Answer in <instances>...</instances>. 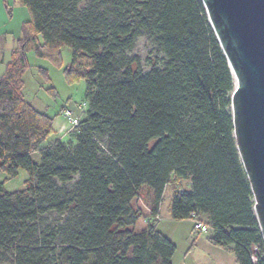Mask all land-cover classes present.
Returning a JSON list of instances; mask_svg holds the SVG:
<instances>
[{
  "label": "trees",
  "instance_id": "trees-1",
  "mask_svg": "<svg viewBox=\"0 0 264 264\" xmlns=\"http://www.w3.org/2000/svg\"><path fill=\"white\" fill-rule=\"evenodd\" d=\"M14 3L30 19L0 76V173L12 179L24 169L28 179L12 192L0 182V263L172 264L175 246L155 220L133 229L138 213L131 202L147 185L151 217L170 186L173 219L203 223L209 240L229 247L237 264H264L233 132L234 81L202 1ZM142 35L161 53L147 71L133 68L130 55ZM29 41L52 61L68 47L64 76L85 81L86 109L72 129L73 146L57 136L53 117L23 98ZM67 210L59 223L45 221L49 211Z\"/></svg>",
  "mask_w": 264,
  "mask_h": 264
},
{
  "label": "rangeland",
  "instance_id": "rangeland-1",
  "mask_svg": "<svg viewBox=\"0 0 264 264\" xmlns=\"http://www.w3.org/2000/svg\"><path fill=\"white\" fill-rule=\"evenodd\" d=\"M4 1L7 3V0H0V29L3 30V32H0V76L6 63L10 60L11 50L17 44L15 22L18 16L16 13L13 19L9 16V10L12 7V5H9L8 10H6V18H4L1 13L2 5L5 6ZM20 36L21 38L23 36L22 28ZM37 41L41 43L40 36H37ZM34 48V43L29 41L24 50L26 68L22 75L23 98L35 110L53 117L55 131L61 125L67 127L68 131L62 133V140L69 141L70 145L73 146L72 130L61 112L63 109L68 108L74 114L84 113L78 107L84 101L85 81L84 79H78L69 83L66 80L64 69L71 62V51L68 47L63 46L59 49L57 61H52L47 57H39ZM130 55L135 58L132 67H139L142 71H147L149 65L157 62L161 57V53L153 44L152 39L144 35L138 38ZM31 158L35 163L40 162V156L37 152L32 153ZM27 179L28 173L24 169H19L18 175L12 179H6L5 175L0 173V182H4L3 188L8 192L23 189ZM72 183L73 181L70 182V184ZM181 187L185 188L186 184L183 183ZM171 198L172 190L168 186L158 202L161 220L156 221L155 227L175 246V252L171 259L172 264H237L229 247L215 245L209 240L212 235L210 229L196 233L193 231L194 223L191 219H173L169 210ZM154 204L151 189L147 185H142L138 190L137 197L131 202L133 209L138 213V219L133 227L134 231H140L146 227ZM68 214V210L64 215L49 211L45 215V221L47 224L54 225L67 217Z\"/></svg>",
  "mask_w": 264,
  "mask_h": 264
},
{
  "label": "water",
  "instance_id": "water-1",
  "mask_svg": "<svg viewBox=\"0 0 264 264\" xmlns=\"http://www.w3.org/2000/svg\"><path fill=\"white\" fill-rule=\"evenodd\" d=\"M201 1L233 77V132L264 243V0Z\"/></svg>",
  "mask_w": 264,
  "mask_h": 264
},
{
  "label": "built area",
  "instance_id": "built-area-1",
  "mask_svg": "<svg viewBox=\"0 0 264 264\" xmlns=\"http://www.w3.org/2000/svg\"><path fill=\"white\" fill-rule=\"evenodd\" d=\"M78 109L81 110V111H85L86 103L82 102L81 105L78 107ZM61 114L67 120L71 130L74 129V128H78L80 126V122H81L82 117L84 115V113H82V112H80L79 114H74V112L71 111L68 108L63 109ZM58 131H59V133H63V132H67L68 130H67V127L60 126ZM150 218L152 220H155V221H160L161 220V218L159 217V214H157V215H155L153 217H150ZM193 227H194V230L197 231V232H205V231H207V227L201 222H195ZM254 250H255V248H252V251H254ZM251 259L253 261L257 260V256L255 255V253L251 254Z\"/></svg>",
  "mask_w": 264,
  "mask_h": 264
},
{
  "label": "crops",
  "instance_id": "crops-1",
  "mask_svg": "<svg viewBox=\"0 0 264 264\" xmlns=\"http://www.w3.org/2000/svg\"><path fill=\"white\" fill-rule=\"evenodd\" d=\"M10 1V2H9ZM5 3V6L2 5V10H1V13L2 15L4 16V18H6V10H8V7L9 5H12L11 9L9 10L10 11V14L9 16H11V18L13 19L14 17V14L16 13L17 16H18V19L17 21L15 22V37H16V40L18 41L20 38H21V28H22V25L27 22L29 19H30V14L29 12L27 11L26 8L22 7V6H17L14 4V0H7V3L6 1H4ZM28 12V13H27ZM0 32H3L2 29H0ZM7 32V31H6ZM17 45V44H16ZM12 51V50H11ZM62 126V125H61ZM54 127V126H53ZM55 130V129H54ZM57 133V136L62 138L63 137V134L62 133H59V131L57 130L56 131Z\"/></svg>",
  "mask_w": 264,
  "mask_h": 264
}]
</instances>
